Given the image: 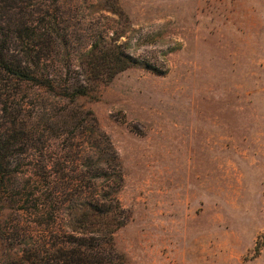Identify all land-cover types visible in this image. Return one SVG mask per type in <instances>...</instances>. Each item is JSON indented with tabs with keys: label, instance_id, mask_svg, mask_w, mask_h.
<instances>
[{
	"label": "rangeland",
	"instance_id": "374dc122",
	"mask_svg": "<svg viewBox=\"0 0 264 264\" xmlns=\"http://www.w3.org/2000/svg\"><path fill=\"white\" fill-rule=\"evenodd\" d=\"M16 1L43 75L0 72V264L115 217L125 264H264V0Z\"/></svg>",
	"mask_w": 264,
	"mask_h": 264
},
{
	"label": "trees",
	"instance_id": "16d2710c",
	"mask_svg": "<svg viewBox=\"0 0 264 264\" xmlns=\"http://www.w3.org/2000/svg\"><path fill=\"white\" fill-rule=\"evenodd\" d=\"M9 2L8 7L13 5V8L17 7L16 0H6ZM19 23V21H18ZM21 26L23 25L25 28L30 27L33 21L21 22ZM15 26H18L16 24ZM35 32H33L34 34ZM102 50V49H101ZM99 52H101L99 50ZM103 52V51H102ZM93 58H97L100 62L102 61L103 65L108 64V67H111L113 53H106L99 57L95 51L92 53ZM115 59L119 60L120 57L115 55ZM128 59V58H127ZM129 60H131L129 58ZM122 68V67H121ZM0 72H8L13 76H18L20 79H34L37 80L38 77L42 76V72L39 69L30 70L29 68L25 69L24 67H20L17 64H14L13 58L8 56L4 51L0 48ZM2 134V135H1ZM5 134V133H4ZM3 133L0 135L4 136ZM2 143L0 139V144ZM91 214L94 217L99 218L101 220V216L104 214L103 212H111V208L100 209L97 205H92ZM118 215V213H116ZM87 214H84L86 216ZM116 216V215H115ZM83 217V215L79 214V219ZM78 222H81V220ZM93 224V223H92ZM121 222L119 219H112L108 222H103V228L100 230V235L90 236V237H73L72 239L61 243L60 245H55L52 249L46 250L45 254L41 257H32L25 258V262H10L5 264H125L121 255L115 250L113 246V233L117 228L121 226ZM77 228H81V223L77 224ZM99 231V230H98Z\"/></svg>",
	"mask_w": 264,
	"mask_h": 264
}]
</instances>
